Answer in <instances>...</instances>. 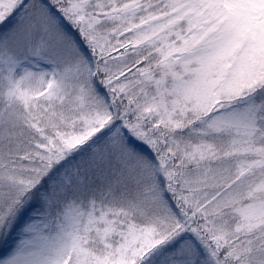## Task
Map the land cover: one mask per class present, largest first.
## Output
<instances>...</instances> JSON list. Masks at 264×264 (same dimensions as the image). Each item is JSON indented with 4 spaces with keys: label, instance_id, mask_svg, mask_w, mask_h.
<instances>
[{
    "label": "snow or ice",
    "instance_id": "obj_1",
    "mask_svg": "<svg viewBox=\"0 0 264 264\" xmlns=\"http://www.w3.org/2000/svg\"><path fill=\"white\" fill-rule=\"evenodd\" d=\"M0 264H264V0H0Z\"/></svg>",
    "mask_w": 264,
    "mask_h": 264
}]
</instances>
